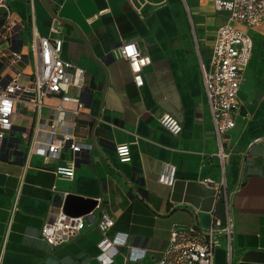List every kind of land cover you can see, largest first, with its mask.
Returning <instances> with one entry per match:
<instances>
[{
  "label": "crops",
  "instance_id": "obj_1",
  "mask_svg": "<svg viewBox=\"0 0 264 264\" xmlns=\"http://www.w3.org/2000/svg\"><path fill=\"white\" fill-rule=\"evenodd\" d=\"M182 3L10 0L22 26L16 51H30L32 33L45 36L51 23L59 26L62 57L73 62L74 84H82L70 88V95L101 121L81 116L74 124L71 113L41 109L44 122L59 119L58 132L72 133L82 147L69 180L52 172L67 162L69 152L47 154V132L36 131L32 111L18 109L13 121L19 141L0 155V264H97L103 234L96 220L102 210L114 217L107 237L125 240L112 264H156L172 228L207 227L211 213L224 219L223 195L216 198L222 179L233 234L229 263L222 241L215 264L238 263L247 251L264 253V19L247 29L252 53L238 91L235 126L222 138L230 153L222 176L198 57L207 63L225 13L217 12L211 0ZM128 42L150 57L140 87L127 61L114 53ZM162 114L180 122L178 135L159 124ZM24 131L27 143L21 140ZM125 142L131 145V161L120 163L115 145ZM29 145L33 151L27 153ZM163 163L176 168L171 186L157 181ZM69 195L100 198L101 204L84 216L85 227L76 238L51 246L40 238V229L53 221Z\"/></svg>",
  "mask_w": 264,
  "mask_h": 264
},
{
  "label": "built area",
  "instance_id": "obj_2",
  "mask_svg": "<svg viewBox=\"0 0 264 264\" xmlns=\"http://www.w3.org/2000/svg\"><path fill=\"white\" fill-rule=\"evenodd\" d=\"M159 1L163 3L166 0ZM181 1L185 3V0ZM211 1L214 9L225 13V17L215 31L207 63H204L200 56L198 61L205 104L211 116L217 143L214 156L217 157L221 174L224 176L230 153L225 151L222 138L236 123L239 110L238 91L245 80V71L253 47L247 29L257 27L264 19V0ZM21 29V22L16 18L10 0H0V155L5 153V147H10L13 143L17 145L19 141V138L14 136L18 127L13 121L14 115L18 109L29 110L34 114L36 131H45L48 134L45 152L54 156L63 151L69 152L67 162L54 167L52 172L57 177L73 179L82 147L72 133L58 132L61 124L59 119L53 118L48 123L44 122L41 109L48 107L56 115L71 113L74 116V124L81 116L90 117L95 123L100 122L101 117H91L85 111L84 104L70 95V88H80L82 84H74L71 74L73 62L62 57L63 39L60 27L53 22L48 28V35L32 33L28 52L16 51L15 48ZM114 53L127 61L133 82L140 87L143 68L150 64V57L141 53L131 42L121 43ZM20 65L23 66L22 69ZM49 100L55 103L50 104ZM158 122L172 135H178L182 130L180 122L170 114H162L158 117ZM21 140L27 143V132H21ZM32 151L33 147L29 145L27 153ZM115 154L120 163H129L131 145L127 142L115 145ZM175 174L174 165L163 163L157 181L171 186ZM224 186L222 179L216 196L219 199L223 195L224 219L211 213V221L207 227L190 224L172 228L167 245L160 252L156 264H215V253L221 247L222 241L229 263L233 216L230 198ZM100 204L101 199L97 198L95 208H99ZM16 205L15 202L14 209ZM90 214L92 212L83 216H70L60 208L52 222L42 225L40 238L51 246L72 241L85 227L84 216ZM96 225L103 236L97 243L99 252L95 260L97 264H112L125 240L119 239L117 235L107 237L114 225L111 212L102 210Z\"/></svg>",
  "mask_w": 264,
  "mask_h": 264
},
{
  "label": "water",
  "instance_id": "obj_3",
  "mask_svg": "<svg viewBox=\"0 0 264 264\" xmlns=\"http://www.w3.org/2000/svg\"><path fill=\"white\" fill-rule=\"evenodd\" d=\"M21 154V151H18ZM96 206L95 199H85L74 195L65 198L62 210L70 216H83L94 210ZM235 264H264V253L256 251H247L241 255L240 261Z\"/></svg>",
  "mask_w": 264,
  "mask_h": 264
},
{
  "label": "rangeland",
  "instance_id": "obj_4",
  "mask_svg": "<svg viewBox=\"0 0 264 264\" xmlns=\"http://www.w3.org/2000/svg\"><path fill=\"white\" fill-rule=\"evenodd\" d=\"M182 5H185L184 3H182ZM188 26H189V28H190V23H188ZM27 44H24V46H26ZM17 46V44L15 45V47ZM20 68L22 69L23 68V66L22 65H20ZM14 118H18V116H15Z\"/></svg>",
  "mask_w": 264,
  "mask_h": 264
}]
</instances>
